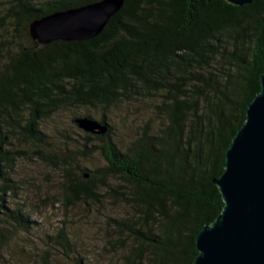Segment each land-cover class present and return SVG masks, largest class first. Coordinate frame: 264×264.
Masks as SVG:
<instances>
[{"label":"trees","instance_id":"16d2710c","mask_svg":"<svg viewBox=\"0 0 264 264\" xmlns=\"http://www.w3.org/2000/svg\"><path fill=\"white\" fill-rule=\"evenodd\" d=\"M95 1L0 0V228L33 222L6 198L23 186L13 178L28 155L20 142L61 172L67 207L123 201L106 264H194L198 232L224 207L213 180L261 91L264 0H125L89 40L32 38L33 20ZM138 104L148 119L122 148L107 116ZM70 110L107 131H85L92 145L77 151L53 145L44 123ZM95 152L104 165H82ZM40 264H52L47 251Z\"/></svg>","mask_w":264,"mask_h":264},{"label":"rangeland","instance_id":"374dc122","mask_svg":"<svg viewBox=\"0 0 264 264\" xmlns=\"http://www.w3.org/2000/svg\"><path fill=\"white\" fill-rule=\"evenodd\" d=\"M76 110L83 112L82 109ZM74 112L70 110L55 115L43 126L51 143L68 151H77L89 142L92 145L85 130L74 121ZM92 115L99 119L100 112L92 111ZM148 116L139 104L119 106L110 111L108 122L113 125L114 139L122 148L141 131ZM18 143L28 155L15 161L13 178L23 186L6 195L7 204L22 209L33 222L29 230L10 223L0 228L7 241L0 246V264H40L46 251L52 264H80V261L106 264L109 239L115 233L114 219H121L125 214L123 201L101 197L95 203L78 202L67 207L62 199L61 172L37 158L32 147ZM81 163L95 167L104 165V160L95 152ZM61 230L68 235L69 245L59 240Z\"/></svg>","mask_w":264,"mask_h":264},{"label":"water","instance_id":"95a60500","mask_svg":"<svg viewBox=\"0 0 264 264\" xmlns=\"http://www.w3.org/2000/svg\"><path fill=\"white\" fill-rule=\"evenodd\" d=\"M243 5L252 0H227ZM125 0H98L56 11L29 25L32 38L84 41L100 34ZM87 132L105 133L106 124L87 116L75 119ZM224 200L217 219L197 234L194 264H264V72L261 91L249 103L246 121L226 151L225 169L215 178Z\"/></svg>","mask_w":264,"mask_h":264}]
</instances>
